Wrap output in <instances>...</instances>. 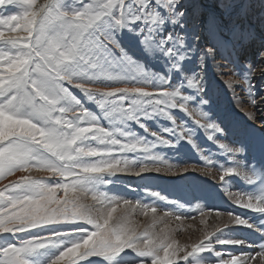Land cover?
Segmentation results:
<instances>
[{"label":"snow or ice","instance_id":"snow-or-ice-1","mask_svg":"<svg viewBox=\"0 0 264 264\" xmlns=\"http://www.w3.org/2000/svg\"><path fill=\"white\" fill-rule=\"evenodd\" d=\"M52 3L0 0V42L8 48L0 51V176L27 171L39 164L49 171L51 178H59L49 183L48 179L20 176L0 190V234L16 236L48 225L67 226V229L50 228L7 243L0 247V264H31L29 257L33 253L62 236L73 239L47 264H81L90 262L92 257L111 260L127 250L140 258L136 264H264V243L257 246L259 251H240L238 255L217 250L216 245H247L244 240L214 239L229 225L204 232L203 238L190 248L154 233L139 232L121 217H114L120 199L98 192L92 186L93 181L105 174L126 171L120 166V159L113 157L114 152L148 148L143 139L122 142L116 138V132L129 135L115 126L125 118L146 131L142 118L155 113L175 125L171 109L191 116L188 105L197 101L200 116L208 123L202 124L201 119L195 123L214 133L223 131L202 107L208 104L205 65L218 50L234 51L257 39L254 29L242 26L244 13L235 11L237 0H218L219 11L213 13H206L199 0H106L103 3L80 0L78 7L68 11L53 9ZM125 28L140 38L149 55L158 54L164 59V73H153L125 52L117 39ZM21 32L25 35H16ZM202 38L208 42L200 46ZM194 54L198 67L185 71L184 62ZM257 60L261 64L245 62L244 79L248 81L245 91L250 98L248 102L260 110L259 117H264V109L260 108L264 97L256 99V85L251 83L254 67H259V76L264 77V47L258 50ZM230 83L236 86L235 82ZM259 87L264 90V82ZM70 89L79 90L84 99H78ZM185 89H190L192 94ZM85 101L95 102L104 116L95 115ZM246 115L249 119L258 118L252 113ZM103 118L114 122L111 130L101 126ZM151 134L157 137V144H172L156 132ZM178 134L194 143L189 130ZM208 138L212 140L214 136ZM91 141L119 147L91 146ZM218 146L232 157L244 151L243 147ZM221 167V182L231 175L247 176L239 163ZM168 168L169 172L173 171ZM150 170L161 172L160 167L144 165L135 175ZM88 192L96 193L92 199L103 206V211L93 212L81 203ZM229 195L238 207L264 213V197L246 193ZM123 202L130 203L127 199ZM151 210L156 212L155 207ZM227 215L234 225L253 227L240 215L233 216L232 212ZM204 253H212L215 259L206 261L202 257Z\"/></svg>","mask_w":264,"mask_h":264},{"label":"bare ground","instance_id":"bare-ground-1","mask_svg":"<svg viewBox=\"0 0 264 264\" xmlns=\"http://www.w3.org/2000/svg\"><path fill=\"white\" fill-rule=\"evenodd\" d=\"M44 2H45V0H40L38 3H44ZM249 3L250 2L247 1L245 3V5H249ZM245 7H248V6H244V8ZM243 13H244V15L242 16V18L246 19V23L244 22L245 25L254 29L256 32V35H257L256 40L247 44V45L251 44L252 47H250L249 50H247V47H246L247 45H243V46L238 47L234 51L233 50H218L215 57L214 58L209 57L207 62H206V65H205V68H206V66H208V68H209V73L205 71V75H206L205 91L208 93L212 92L214 94V96L216 95V97L213 96L214 97L213 99H207L208 104L203 105L204 106L203 108H204V110L209 112V118L210 119H212V116H213L212 120H215L220 125V127L223 129V131L220 133H214L209 129L210 130L209 136H214V139H212V140H210L209 138L207 139L206 137H204L201 134H200V136L195 134L196 140H198L200 142V144L202 143L201 144L202 149L199 148L200 151L202 152V155H199V154L194 155L193 151L188 150L191 154V155L190 154L189 155L193 158V160L191 161L192 158L189 157L188 153H187V158L185 160L189 165L186 164L183 166H177V167L186 168V170L183 172H188V173L183 175V177L186 178V180L190 183L189 185L192 188V191H191V189L187 188L184 185L185 181L182 182L183 184L177 183V180H178L177 178L172 179L171 184H170L172 186V190H171V193L169 195V201L171 202L173 200H176L177 198L179 200H186L188 202L187 206L190 209L189 212H183V215L179 214L176 211H174V212L177 213L179 216L187 217V218H192V217H195L198 215L199 216L197 218H192V219H185V218L179 217L180 220L178 221L177 216H175L171 212H163L156 207H155L156 212H153L151 209L154 206H151V205H149L150 206L149 209L146 207L148 209V210H146L147 212L144 209V211L146 212V215H144L146 220L149 219L151 222L154 221V222H156V225L161 227V228L158 227L159 229H157V227L154 226V228L157 229L154 232V234H156L158 236L166 237L169 240V242L175 240L176 242H178L182 246L188 245L189 248H190L191 244L198 243L203 238L204 232H214L217 229L224 228L225 225H229V226L227 228H225L224 230H222V231H224V236H226L227 238H229L231 236V237L235 238L236 240H244L243 236L245 234L251 232V229L253 228V227L243 226V225H234L233 220L227 215L228 211L219 210L216 207V195H215V193H213L210 190L212 185L220 186V188L222 190L221 192L223 194L222 198L227 199L233 205H235V204L230 200L229 194L236 195V194H240V193H246V194L252 195L253 197H258L257 195H255L251 192L245 191V190L241 189L238 185L236 186L227 180L230 177L235 182H237V179H244V180L247 179L248 182H251L254 179L250 175L249 170H248L250 160L244 159L243 155L245 153H248V152L250 153L251 146H252L251 140L249 138V130H251V128L253 126L256 129L264 130V117H259L261 115L260 110L253 108L252 105L248 102L250 98L248 96V93L245 91V89L247 88V85H248V81L244 79L245 62L242 63L243 61H242V59H240V55L243 56V53H246V52L251 53V54H257L258 53V47L260 46V44L258 45V43H261V40L264 42V33H262V31L260 29L261 25H258V19L257 18H256L257 21H255V23H250L248 21L247 11L243 10ZM263 26H264V24H263ZM203 42H205V41L203 40ZM253 43H257V45H256L257 48H255V45H253ZM262 45H264V43ZM240 61H241V63H240ZM194 62H195V60L191 59L190 62L184 66V68L190 67L191 64ZM142 63H144V62H142ZM251 63L260 64L257 60H253ZM194 67L195 66H193V68ZM151 71L154 72L153 69ZM259 72H260V68L254 67L253 78L251 80V83L256 85V88L254 89V91L256 93V99L257 100H259L261 97H264V90H261L259 87L260 84L262 82H264V77H260ZM225 73H228V74L225 75ZM230 82H235L236 86H233V84ZM149 90L152 91L153 89H151L149 87ZM185 90L187 92V90H189V89H185ZM191 93L192 92L190 90V92H188V94H191ZM205 96H207V95L205 94ZM208 97L212 98V96H209V95L207 96V98ZM198 99L199 98L197 97V100ZM196 102L197 101H191V103L188 105L189 111L192 112L193 115L189 116L185 112L182 113L183 116L182 115L181 116L184 117V118H182L184 123H195L196 119H201L202 124L208 123V121L201 118L199 108H197V106L195 105ZM260 108L264 109V104L260 105ZM246 113H252L255 115V117H258V118L255 120L249 119V117H248V115H246ZM172 115H173V113H172ZM173 117H175V116H173ZM156 118H157V116H156ZM179 121H180V119H179ZM151 122H153V121H151ZM84 126H86V125H84ZM101 126H103V125H101ZM154 127H155V124H154ZM128 128H129V126H128ZM130 128H131V126H130ZM184 128L185 129H182V130H185V131L188 130L186 127H184ZM163 129H165V128L163 127ZM159 130L160 129L158 128V131ZM207 130H206V132H208ZM151 133L152 132L148 133V135ZM190 134H192V133L190 132ZM197 134H199V133L197 132ZM151 136H152V134H151ZM192 136H193V134H192ZM205 136H208V134L207 135L205 134ZM194 138H195V136L192 137L193 142L195 140ZM153 139H154V137H153ZM150 140H151V138H150ZM147 141L149 142V140H147ZM153 142H154V144L156 143L155 140ZM195 142H197V141H195ZM146 144L148 145L147 150H145L144 148L141 147L143 150H145L147 152V153H145L146 155L142 156L143 159L141 161V165L142 166L147 165L150 168H155V167L161 168V172L154 171V170H150L148 172L160 173L163 175H167L168 177H172V178H173V176H177L178 174L182 173V172H175L174 169L177 167H175L173 165L156 166L160 162V158H163V156H161L162 153L160 154L158 151L153 150V148H154L153 146H155V145H153V143L151 146L147 142H146ZM189 144H190V142H189ZM200 144H199V146H200ZM219 144H225L229 148L243 147L244 151L242 153L236 154L235 157H232L231 153H226L221 148H219V146H218ZM180 146H178V147H180ZM151 147H153V148H151ZM195 147L193 145L192 149ZM187 148H188V146H187ZM199 149H197V152L199 151ZM194 152H196V151L194 150ZM138 154H140V153H138ZM138 154H136V156ZM163 154H165V153H163ZM164 156L166 157V155H164ZM137 157L139 159L141 158V156L140 157L137 156ZM234 158H235V160H233ZM167 162L170 163L169 160ZM175 162H176V160H175ZM237 163L242 165L247 176L241 177L239 175H231L229 177H226L223 182L219 181V175L222 174V167L221 166H235ZM168 166H170L173 169V171L169 172ZM186 166H190V167H186ZM123 167H124V165H123ZM124 168L126 169V171L124 173H120L123 176L125 175L124 177L128 178L130 176V178H136V176H139L142 174L141 173L139 175H135V173L138 172L139 169L136 168V166L134 165L132 160H127L126 166ZM203 172H207L208 174H204ZM156 177H157V175H156ZM127 178H126V180H127ZM150 178H151V176H150ZM164 178L166 179V177L162 176V177H159L158 179L162 180ZM144 180H147V179L144 178ZM187 181H186V183H187ZM143 189L147 190L145 188H143ZM120 192H121V190H120ZM121 194H123V193H121ZM124 194H126V193H124ZM88 198H89V196L87 195L85 197V199H88ZM117 198L120 199V197H117ZM121 199H123V198L121 197ZM123 201L124 200L120 201V204H121V205H119L120 209L117 207V211L113 215H114V217H117V216L121 217V219L124 222H126V220L130 218V215L128 214L129 209H133L135 207L134 206L132 207V205H131L132 203L131 204L130 203L124 204ZM152 201H154V200H152ZM148 203H150V201ZM88 206L93 209V212H95L97 210H99V211L104 210L103 206L99 205L98 203H91V204H88ZM235 206H237V205H235ZM160 207L162 210H167V208H168V207L166 208L162 203L160 204ZM124 208H127V210L123 211ZM136 209H135V211L137 212ZM168 209L173 211V209H171L170 207ZM139 211H138V213H139ZM141 211H142V209H141ZM140 214H141V212H140ZM233 216H235V215L233 214ZM144 217L142 216L143 219H144ZM174 220H177V221H174ZM143 223L144 222H142L141 224H143ZM250 225H252V224H250ZM50 228H55L57 231H63V230L67 229V226L49 225V226H46L43 228H37V229L32 230L31 233H28V236L30 234H32V235L33 234H41ZM222 231L218 232L216 234V236L214 237V239H218V236H220L222 234ZM148 232H150V231H148ZM23 237L24 236H13L11 234H5V235L1 234L0 235V247H3L7 243L12 242L15 238H23ZM14 241H16V240H14ZM247 245H252L253 247H248ZM247 245H241V246L216 245V246L219 248V250L223 248L224 250H226L228 252H233L234 254H237V255L239 254L238 252H240V251H243V252L258 251L257 247L253 243L247 242ZM205 254L207 255V256H205L207 259V260L205 259L206 261H210V260L215 259L214 255L212 253H211L212 255L211 254L208 255V253H205ZM127 262L128 261H125V260H119L116 262V264H128Z\"/></svg>","mask_w":264,"mask_h":264},{"label":"rangeland","instance_id":"rangeland-1","mask_svg":"<svg viewBox=\"0 0 264 264\" xmlns=\"http://www.w3.org/2000/svg\"><path fill=\"white\" fill-rule=\"evenodd\" d=\"M39 1L40 0H37V3ZM247 1L250 2L249 5H245V3ZM50 2H53L50 5V7H52L53 9L60 8L61 10L68 11V10H71V8H73V7H78L80 0H50ZM85 2L103 3V2H106V0H85ZM199 2L201 4V6L204 8L206 13H213V12L219 11L218 0H199ZM244 6H248V7L244 8ZM17 8H19L22 11V8H20L19 5L17 6ZM13 10H15V9H13ZM241 10L247 11L248 21L250 23H255V21H257L256 20V18H257L258 19V25L262 26V27L260 26V29H261L262 33H264V30H263L264 29V26H263V24H264V15H263L264 14V0H237V6H236L235 11L240 12ZM244 22L246 23V19L241 17L242 26L245 25ZM5 34L6 35L8 34L6 29H5ZM16 35L23 36L25 34L21 32V33H16ZM117 39L119 40L121 47L125 50V52L128 55L133 57L139 63L144 62L142 64L144 65V67L146 69L148 67H149L148 70L153 69V71H154L153 73H164L165 72V61H164V59L158 54L157 55H149V53L145 51L144 45L140 42V38L135 33L128 31V29H126V28L121 29L120 32L118 33ZM203 40L205 42H203ZM207 42L208 41L206 40V38H202L200 41V46H203ZM189 43H191V39H189ZM263 43L264 42L262 40H261V43H258V45L260 44V46L258 47V50L261 47H264V45H262ZM253 45H255V48H257V46H256L257 43H253ZM246 47H247V50H249V48L252 47V45L250 44V45H247ZM0 51H8L7 46L3 45L2 42H0ZM117 55H119V52H117ZM257 55H258V53L257 54H251V53L246 52V53H243V56L240 55V59H242V61H243L242 63L247 62V61L252 62L253 60H257ZM192 60H195V62L192 63L190 67L184 68L185 71H194L198 67V65L196 63V54L193 55ZM189 62H190V60H186L184 62L183 67ZM258 62L261 64L260 61H258ZM240 63H241V61H240ZM193 66H195V67L193 68ZM205 71L209 73L208 66H206ZM176 79H177V75L174 74L173 78H172V82L175 83ZM205 81H206V75H205ZM119 86H123V85H119ZM138 86H143V85H138ZM70 91H73V94L77 95L78 99H82V100L84 99L82 94L79 92V90L70 89ZM188 92H190V89L187 90V93ZM187 93H185V94H187ZM210 93L205 91V94L207 96L208 95L212 96V98H210V97L207 98V96H205V99H213L214 97H216V95L214 96V94L212 92H210ZM85 104H86V107H88L98 117L104 116L103 111L99 108V106L95 102L85 101ZM202 107H204V106H202ZM172 113H173V115H172ZM182 113H184V111L177 110V109H171V115L175 116L174 117V119L176 121L175 125L173 124L172 121H170L167 117L163 116L160 113L152 114L151 117H149V118H142L143 123L147 126L148 131H146L145 128L140 127L135 121L128 120L125 118V119L121 120L120 122H118L115 126L119 127L122 132L129 133V135L125 137V136H121L120 132H116L115 136H116V138L120 139L122 142L133 141L136 139H143V142L149 143L150 146L153 143V145H155V146H153L154 148L153 147H151V148H153V150L158 151L160 154L162 153L161 156H163V158H160V162L156 166L173 165V166L177 167V166L186 165V164H188L185 160L187 158V153H188V156L191 157L190 156L191 154L189 151H193L194 155L195 154L196 155L197 154L202 155V152L200 151V149H202L201 148L202 143L200 144V142L198 140H196V135L200 136V134H201L208 139V137L210 135L209 134L210 130L200 128V126H198L196 123H184L183 119H182V118H184V117H182L183 116ZM156 116H157V118H156ZM69 118H71V114H69ZM179 119H180V121H179ZM212 119H213V116H212ZM151 121H153V122H151ZM179 122L180 123L182 122V123L180 124ZM113 123L114 122H110L108 120V118H103L101 120V125L109 128L110 130L113 127ZM154 124H155V127H154ZM177 125H182V128H177L176 127ZM82 126H84V125L82 124ZM128 126H129V128H128ZM130 126H131V128H130ZM163 127L165 129H171L172 131L165 132ZM184 127H186L189 130V132H191L193 134L192 137L195 136L194 142L195 141H197V142L189 144V141L187 140L186 137H185L186 139L180 138L178 132H180L182 129H185ZM158 128L160 129L159 131H158ZM175 128H176V131H175ZM206 130L208 132H206ZM150 132H156L159 136H162L164 139H168V140L172 141V144L167 145V146H164L162 144H157V143L154 144L153 141L155 140V142H156L157 137H155L153 135L151 136V134H149L150 135L149 136L148 133H150ZM197 132L199 134H197ZM205 134L206 135L208 134V136H205ZM153 137H154V139H153ZM150 138H151V140H150ZM147 140H149V142ZM90 143L92 144L91 146H96L99 144L98 141H91ZM196 143L197 144L199 143L200 146H199V144L197 145ZM193 145H194V147L195 146L196 147L192 149ZM99 146L102 148H108V147L118 148L119 147V146H110L107 143L99 144ZM178 146H180V147H178ZM187 146H188V148H187ZM142 148L138 147L136 150H125L123 152H114L113 157L120 159V161H121L120 166L121 167H123V165H124V167L126 166L127 160H132L134 165L136 166V168L139 169L142 166L141 165V161L143 159L142 156L146 155L145 153H147ZM197 149H199V151H198L199 153L197 152ZM194 150L196 152H194ZM138 153H140V154H138ZM163 153H165V154H163ZM136 154H138L137 156H139V157L141 156V158L139 159L136 156ZM164 155H166V157ZM166 160L167 161L169 160L170 163H168ZM175 160H176V162H175ZM192 160H193V158L191 159V161ZM187 173L188 172H182V173L178 174L177 176H173V178L168 177L167 175L160 174V173H151L148 171L142 173L139 176H136V178H130V176L127 178V177H124L125 175L123 176L120 173L115 174V175L105 174L102 177H99L98 180L93 181L92 186L94 188H97L98 192H101V191L105 192L109 196H113L115 198L120 197V201L125 200V199L129 200L130 204L132 203L131 204L132 207L134 206L135 208L129 209L128 214L130 215V218L126 220V223L135 227L137 229V231H139V232H143V231L148 230L151 233H154L157 229H159L161 227L156 225V222L152 221L153 222L152 223L149 219L146 220V218L144 217V215H146V212H147L146 210H148L150 208L149 205L154 206L163 212H171L172 214H174L177 217H182V216H179L174 211L178 212L181 215H183V212H189L190 211V209L187 206L188 202L186 200H179L177 198L176 200H173L171 202L169 201V195H170L171 190H172V186L170 184H171V180L174 178H177L178 179L177 183H180V184H183L182 182L185 181L184 185L187 188L191 189V191H192V188L189 185L190 183L186 180V178L183 177V175H185ZM156 175L158 178L163 176V177H166V179L165 178L162 180L158 179L156 177ZM20 176H31L34 179H48L49 183H51L52 180H54V179H59L58 177L51 178L48 170L42 168L39 164H35V165H32L27 171L19 170V171L12 173V174H6L4 176H0V190H3L6 185H9L10 183L16 181ZM150 176H151V178H150ZM126 178H127V180H126ZM144 178L147 180H144ZM227 180L230 181L231 183H233L234 185H236V183L234 182V180L231 177L228 178ZM99 181H103L104 183H101ZM186 181H187V183H186ZM143 188H145L147 190H144ZM120 190H121V192H120ZM121 193H123V194H121ZM124 193H126L127 195ZM153 193H159V195H154ZM94 194H96V193L88 192V193L84 194L82 197L81 203L86 204V205L91 204V203H97L96 201H92L93 200L92 196ZM5 195H8V192H5ZM87 195L89 196V198L85 199V197ZM121 197L123 199H121ZM152 200H154V201H152ZM149 201H150V203H148ZM161 203L166 208L170 207L171 209H173V211L168 209V208H167V210H162L160 207ZM145 205H147L148 209L145 207ZM118 208L120 209L119 206H118ZM135 209L137 210V212L135 211ZM141 209L143 212L141 211ZM144 209L146 212L144 211ZM126 210H127V208L123 209V211H126ZM138 211H139V213H138ZM140 212H141V214H140ZM142 216L144 217V219L142 218ZM198 216H195L192 218H197ZM182 218L192 219V218H187V217H182ZM179 220L180 219H178V221ZM174 221H177V220H174ZM142 222H144V223L141 224ZM154 226L157 227V229H155ZM44 227H46V226H44ZM29 233H31V232H29ZM5 234H10V233H4V235ZM25 234L26 233H23V234L18 233V234H16V236H24L23 238H25L26 236H28V233L26 235ZM30 235H32V234H30ZM19 239H21V238H15L14 240H16V241L13 240L10 243H15ZM72 239L73 238L71 236H67V237L62 236V237L57 238L53 243L49 244L45 248L38 249L35 253H33L29 257L31 264H47L48 260L53 255L57 254L60 250H62L64 247H66L71 242ZM218 239H235V238H233L231 236L229 238H227L226 236H224V231H222V234L220 236H218ZM138 242L139 241H137V243ZM217 250H219V248ZM210 254L211 253H208V255H210ZM205 256H207L205 253L202 254V257L204 259H206ZM139 259L140 258L134 252H132L131 250H127L126 252L121 253L119 256L114 257L111 260H104V259L99 258V257H92V258H90V262L85 261V262H81V264H116V262L119 260L128 261L127 262L128 264H136V262Z\"/></svg>","mask_w":264,"mask_h":264}]
</instances>
